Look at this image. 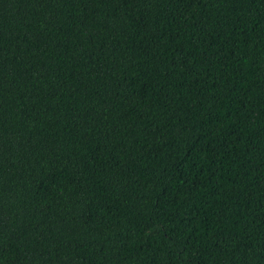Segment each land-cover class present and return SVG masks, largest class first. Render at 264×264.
Returning <instances> with one entry per match:
<instances>
[{"label": "trees", "instance_id": "16d2710c", "mask_svg": "<svg viewBox=\"0 0 264 264\" xmlns=\"http://www.w3.org/2000/svg\"><path fill=\"white\" fill-rule=\"evenodd\" d=\"M0 264H264V0H0Z\"/></svg>", "mask_w": 264, "mask_h": 264}]
</instances>
